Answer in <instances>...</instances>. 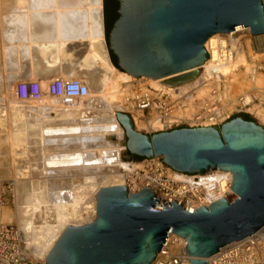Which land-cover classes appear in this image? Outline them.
<instances>
[{
	"label": "bare ground",
	"instance_id": "6f19581e",
	"mask_svg": "<svg viewBox=\"0 0 264 264\" xmlns=\"http://www.w3.org/2000/svg\"><path fill=\"white\" fill-rule=\"evenodd\" d=\"M16 2L15 5L30 8L25 14L26 33L12 40L13 37L8 38L4 29V42L0 41L3 59L0 71L6 67L10 70L4 73L0 81L6 92L3 100H0V125H6L9 129V132L6 131L9 136L7 135L5 142L10 143V151L15 162L17 160L16 164L18 163L15 170L18 178H14L16 208L14 211L7 210L4 220L17 222L27 248H31L29 256L47 264L48 255L69 227L84 226L97 220V194L102 188L125 186L128 179L137 183V171L144 170L143 163L131 161L134 155L130 153L131 158L126 156V151L130 152L127 131L116 114L127 110L124 104L135 103L131 102L132 94L129 93L134 81L146 80L154 89L171 95L179 92V97L189 93V104L177 112L174 111L173 116L167 115L172 123L188 119L191 123L209 124L204 127L225 124L227 121H221L229 109L226 111L213 107L229 103L227 107L231 108L238 100L242 106H246L251 101L250 96L244 94L241 100L234 97L232 92L241 90L245 84L251 82V88L254 87L252 90L264 85V74L250 68L248 79V75L242 73L241 67L247 66V63L243 54L239 56L243 50L236 51L235 45L247 37L244 34H248L255 39L250 44L254 45L256 42L258 52L261 53L258 57L263 60L264 33L252 35L251 28L245 27L215 34L204 44L209 59L203 64L155 80L148 77L136 78L120 71L110 59L105 39L103 0ZM10 9V5L0 6V13L6 12L5 16L0 14L2 28L7 27L6 16ZM245 42L249 44L250 40ZM21 68L31 69L29 72L32 75L16 74V70H23ZM33 73L40 75L35 76ZM57 78L80 80L88 87V95L74 99L70 104L47 94L37 102L20 101L15 96L14 84L17 82L36 80L45 90L48 83ZM209 86L213 87L214 92L210 91ZM191 90L198 91L199 97L208 102L200 114H196L198 105L190 95ZM10 91H14V94L11 92L13 95H9ZM139 98L137 95L136 99ZM193 109L195 112L191 113ZM134 110L139 116H131V120L133 125L136 123L134 128L137 131L146 129L145 126L156 128L166 124L167 119L153 118L152 121L145 122L144 113L136 107ZM164 158L161 155L146 159L163 162ZM164 164L170 169L169 178L181 185L177 191L181 200L189 199L188 204L180 202L185 212L193 214L197 209L209 208L212 203L223 198L232 206L240 197L231 189V171L210 167L202 173L191 174ZM126 188L130 194H139L141 190L148 188L156 194L157 199L169 203L176 200L175 195L169 196L171 198L168 195L159 196L148 185L134 191L127 183ZM180 203L177 202V205L181 206ZM252 238H258L255 243L263 249L264 225L251 236L237 243L231 242L221 247L219 252L202 260L212 264L218 256L229 252L234 245L246 247ZM187 245L186 239L170 232L151 264L161 257L163 248L167 247L170 250L182 248L188 255ZM189 257L191 260L199 259L195 256Z\"/></svg>",
	"mask_w": 264,
	"mask_h": 264
},
{
	"label": "water",
	"instance_id": "95a60500",
	"mask_svg": "<svg viewBox=\"0 0 264 264\" xmlns=\"http://www.w3.org/2000/svg\"><path fill=\"white\" fill-rule=\"evenodd\" d=\"M119 1L110 46L105 39L119 68L136 78L155 80L203 64L209 59L204 44L215 34L245 27L264 33V0ZM116 114L132 155H164L168 166L191 174L210 167L231 171V189L240 197L232 206L223 198L191 214L148 188L139 194L126 186L102 188L97 220L69 227L47 264H151L170 232L186 239L188 255L199 258L192 264H208L202 258L264 225L263 126L237 116L221 127L148 135L134 128L129 114Z\"/></svg>",
	"mask_w": 264,
	"mask_h": 264
},
{
	"label": "built area",
	"instance_id": "2783aa9c",
	"mask_svg": "<svg viewBox=\"0 0 264 264\" xmlns=\"http://www.w3.org/2000/svg\"><path fill=\"white\" fill-rule=\"evenodd\" d=\"M15 96L20 101L37 102L47 94L51 97L60 98L64 103L70 104L74 99L86 97L88 95V87L80 80H66L57 78L48 83L44 90L39 81H20L16 85ZM140 98L135 99V107L141 110L144 115L148 112L161 113V119L165 115H169L172 110V102L169 96H163L161 100L154 98L150 90H140L136 93ZM213 108H216L214 106ZM146 122L150 121V117L145 116ZM144 170H138L135 175L137 183L128 179L129 188L139 191L140 188L148 185L155 189L161 197L176 196L177 202L188 204L189 199L181 200L177 191L180 184L169 178L170 169L160 161L145 159L143 162ZM16 183L15 180H0V264H37L29 256V249L24 240V235L16 221H5V212L16 208ZM181 204V203H180ZM253 239V238H252ZM248 242L246 247L234 245L229 252H224L218 256L212 264H264V246L261 249L255 242L258 238ZM171 244V243H170ZM167 247V246H166ZM172 247V245H171ZM161 257L154 264H192L184 249L171 250L163 248Z\"/></svg>",
	"mask_w": 264,
	"mask_h": 264
},
{
	"label": "rangeland",
	"instance_id": "374dc122",
	"mask_svg": "<svg viewBox=\"0 0 264 264\" xmlns=\"http://www.w3.org/2000/svg\"><path fill=\"white\" fill-rule=\"evenodd\" d=\"M15 2H16V0H4V1L0 0V6L1 5L2 6H4V5L12 6V4H14V5L17 4V2L16 3ZM12 7H14V6H12ZM3 8L5 10V7H2V9ZM0 14H1V16L4 14L3 16H5L6 12L4 11V12H2ZM1 28L2 27H0V31H1L0 32V38L2 39L3 38V31L6 28H2V29ZM19 30L23 31V29H19ZM244 35H246L247 37L244 38L243 40H239L236 43L235 50L236 51L238 50L239 52H240L241 49L243 50L241 52V54H239V53H237V54H239V56H242V54H243V57H245L247 66H242L241 67V71H242L243 74L248 75L247 78L249 79L250 78L249 77L250 68H251V70H254L255 72H257L259 74H264V59L260 60L259 57H258L259 55H261V53L259 54V52H258L259 50H258V48L255 45L256 42L254 43V45L250 44V43H253V41H255V39L250 38V36H248V34H244ZM245 40H247V41L250 40L249 44H248V42H245ZM0 41L3 43L4 42V38L2 40H0ZM1 42H0V65L2 66L3 59H1V57H2V54H1V49H2V45L1 44L2 43ZM241 46H242V48H241ZM4 65H6V64H4ZM9 71L10 70H9L8 67H6V69L0 71V73L2 74V75L0 74L1 75L0 76V81H2L1 77L4 75V73H8ZM248 83H249V80H248ZM17 84H18V82L14 84V88L16 87ZM249 84L248 85L245 84L242 87L241 90L240 89L239 90L236 89L237 91H235V89H234L233 91H235V92H232L234 97L235 96L239 97L241 100H242L241 97L244 96V94H248L250 96V98H251V101H250V103H248V105L242 106L241 102L239 100L236 103L232 104L231 108L227 107V104H229V103H225V104L222 103V104H217L216 105L217 108L220 107L222 110L226 109V111H227L229 109V112H227L228 114L224 118H222L221 122H225V121L228 122V121L234 119L237 116H241L242 114H246V115H249L251 117L252 121H255L256 123H258L259 125L264 127V85L262 87L260 86L261 88L259 87V88H255L254 90H252L254 88V87L251 88V84H253V82H251L250 87H249ZM209 89H210L211 92L212 91L214 92L213 87L209 86ZM140 90H150L152 92V95L154 96V98L159 99V100H161L163 96H169L172 99L171 100L172 102H170V104L172 103L171 104L172 105V107H171L172 110L169 112V113H171V112L172 113L169 114V116H173V112L174 111L177 112L180 108H183L186 104H189V102L187 101L189 93H187V95H184V96H181V97H179V92L178 93L176 92L175 94L171 95V94L166 93L164 91H160L159 89L152 88L150 83L148 81H146V80L145 81H136V82L134 81V83L132 84V90H131V92H129V93L132 94V96L130 97V100H131L132 103L136 99V96H137L136 93L139 92ZM251 90L253 92H251ZM238 91H239V93H237ZM11 92L14 94V91H10L9 95H10ZM5 93L6 92L4 90V84L2 82H0V100H3L2 97H4L6 95ZM198 94L199 93L196 90H191V92H190V95L195 100L194 103L196 105H198V107L196 109V111H197L196 114H200L201 111H203V109L205 108V104L208 103L205 100H203L202 98H200ZM0 104H1V101H0ZM125 106L127 107V110L120 111V112H125V113L129 114L130 116H135V117L139 116L137 114V112L134 110L135 103L131 104V105L130 104H124V107ZM259 108H261V109H259ZM193 110L191 111V113L195 112V110L194 111ZM164 112H166V111L161 112L162 115L165 114ZM161 113H157V112L153 111V112L146 113L144 116L150 117V121H152L153 118L158 120V119H161L160 118L162 116ZM258 113H260V114H258ZM53 115H55V114H53ZM187 115H189V114H187ZM169 116H166L165 118H163V119H167V120H165L166 124L164 123L161 126L158 125V126H156V128L153 127V126H151V127L145 126L147 128L146 129H141L142 130L141 132H143L145 134H148V135H154V134H157V133H160V132H169V131H172V130H175V129L196 128V127H204L205 125H209L208 123H202V124L191 123L190 121H188V119H182V120H179V121H173V123H172V121H170V117ZM162 117H164V116H162ZM132 119L134 121L133 117H132ZM142 120L143 119H140V121H142ZM145 122H146V120H145ZM134 125H136L135 122H134ZM222 125H223V123L215 125V126L221 127ZM6 131L9 132V129H7L6 125H5V127H4V125L3 126L0 125V180H14V178L15 179L18 178V176L16 175L17 172L15 171V170H17L18 163L16 164L17 160L15 162L14 155L12 154V151H10V145H9L10 143L6 144V142H5V139H7L8 136H9L8 135L9 133L7 134ZM8 146H9V148H8ZM126 156L131 158L130 152L126 151ZM131 161H133L134 163L138 164V163H143L145 161V159L141 160V161H138L135 158H131ZM15 164H16V167L14 166ZM129 170H132V169H129ZM126 179H127V177H126ZM125 186H127V182H126ZM10 211H14V210H10ZM28 249L30 251L29 254H31V248L29 247ZM32 260H33V258H32ZM33 261L36 262L37 264H46L45 262H42V261L36 260V259H34Z\"/></svg>",
	"mask_w": 264,
	"mask_h": 264
},
{
	"label": "crops",
	"instance_id": "0c3cea01",
	"mask_svg": "<svg viewBox=\"0 0 264 264\" xmlns=\"http://www.w3.org/2000/svg\"><path fill=\"white\" fill-rule=\"evenodd\" d=\"M14 7H12V6H10V8H12V9H10V11H8L7 12V16H6V23H7V27H6V35H8L7 37L9 38V37H13L12 38V40H14V37L16 38V36L17 37H22L25 33H26V30H27V27H26V25H27V21H26V16H25V14H26V11H27V9L28 8H30L29 6L27 7V6H24V8H23V6H19V5H13ZM17 8H16V7ZM48 7H52L51 5L49 6L48 5ZM32 8V7H31ZM21 9V10H20ZM14 11V12H13ZM13 12V13H12ZM11 13V14H10ZM13 14V15H12ZM17 15V16H16ZM9 16H12V17H9ZM8 17V18H7ZM17 18V19H16ZM11 19V20H10ZM17 21V22H16ZM26 23H25V22ZM9 25V26H8ZM13 25V26H12ZM19 25H21V27L19 26ZM11 26V27H10ZM14 29H15V31H14ZM19 29H23V31H20ZM25 29V30H24ZM8 30V31H7ZM19 30V31H18ZM18 32V33H17ZM8 33V34H7ZM9 33H10V35H9ZM16 33H17V35H16ZM14 34H15V36H14ZM21 69H23V68H21ZM29 70H31V69H23L22 71L20 70V69H18V70H16L15 71V73L16 74H18V75H21V76H30V74L32 75V72L30 71L29 72ZM10 72V71H9ZM33 74H35V76H39L40 74L39 73H33ZM41 75H43V74H41ZM53 75V74H52ZM55 75V74H54Z\"/></svg>",
	"mask_w": 264,
	"mask_h": 264
},
{
	"label": "flooded vegetation",
	"instance_id": "af4514ba",
	"mask_svg": "<svg viewBox=\"0 0 264 264\" xmlns=\"http://www.w3.org/2000/svg\"><path fill=\"white\" fill-rule=\"evenodd\" d=\"M120 7H121V4L119 0H104V28L106 27L105 25L106 22L110 24H113V23L115 24V22L120 17V12H119ZM105 36H106V29H105ZM109 46H110V43H109ZM108 51H109L110 59L112 61V56L110 54L109 47H108Z\"/></svg>",
	"mask_w": 264,
	"mask_h": 264
},
{
	"label": "trees",
	"instance_id": "16d2710c",
	"mask_svg": "<svg viewBox=\"0 0 264 264\" xmlns=\"http://www.w3.org/2000/svg\"><path fill=\"white\" fill-rule=\"evenodd\" d=\"M106 27H105V29H106V38H107V42H108V45H109V37H110V33H111V30H112V28H113V26H114V23L113 24H110V23H107L106 22ZM110 54H111V56H112V62H113V64L118 68V69H120L119 68V65H118V58H117V56H115V54H113V52L110 50ZM121 70V69H120ZM121 71H123V70H121ZM242 117H244L245 119H247L248 121H250L251 120V117L249 116V115H246V114H242L241 115ZM134 158L136 159V160H138V161H141V160H144V159H146L145 157H140V156H137V155H134Z\"/></svg>",
	"mask_w": 264,
	"mask_h": 264
}]
</instances>
